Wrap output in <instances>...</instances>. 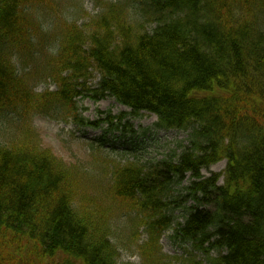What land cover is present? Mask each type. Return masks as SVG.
I'll use <instances>...</instances> for the list:
<instances>
[{"label":"trees","instance_id":"obj_1","mask_svg":"<svg viewBox=\"0 0 264 264\" xmlns=\"http://www.w3.org/2000/svg\"><path fill=\"white\" fill-rule=\"evenodd\" d=\"M96 1L101 12H85L82 26L61 22L58 50L44 65L57 90L39 94L15 60L35 59L45 0H0V120L62 111L80 127L102 129L96 140L103 149L109 135L130 144L145 138L154 130L135 131L130 120L156 115L157 130L189 134L182 152L157 164L106 165L107 200L141 216L146 263L171 229L193 248L184 264H205L199 253L207 264H264V0ZM106 97L130 112L79 116V99ZM1 130L0 260L15 248L42 262L120 264L105 199L81 197L83 171L43 149L31 128L9 142ZM222 160L223 186L221 175H203ZM188 174L195 205L173 226L174 188Z\"/></svg>","mask_w":264,"mask_h":264},{"label":"rangeland","instance_id":"obj_2","mask_svg":"<svg viewBox=\"0 0 264 264\" xmlns=\"http://www.w3.org/2000/svg\"><path fill=\"white\" fill-rule=\"evenodd\" d=\"M103 1L123 2L126 0ZM45 3L39 10L42 26L41 34L36 38L40 44L34 49V51H38L37 58L34 62L24 60L16 63L18 73L28 75L35 92L39 94L48 90H57L52 80L44 77V65L48 64L51 56L56 53L61 22L77 21L78 26H82L88 20L85 18V12L96 15L102 9V5L96 0H45ZM30 75H34L33 78ZM98 81L99 76L97 72H94L89 85L94 89L97 87ZM109 112L112 115H120L130 112V109L110 97L98 102L91 98L78 100V114L86 120L95 121L104 118V115ZM11 116L13 115L11 114ZM68 116L59 111L51 114H39L20 122L10 119L12 122L8 123L1 119L2 141H13L31 128L36 132L35 136L43 149L51 150L76 174L78 169L82 170L81 177L84 175V184L81 185V197L95 195L105 199L100 202V206L104 207L106 216L111 220L110 235L113 244L118 249L120 264H149L146 263L140 248V245L148 240L145 227L140 222L141 216L118 199L107 200L112 181L106 165L111 160L122 164L128 160L140 161L141 164H157L168 160L180 154L182 146L188 145L189 134L179 130H157L155 127L158 122L157 116L144 112L141 117L130 120V124L135 131L150 129L154 132L151 131L145 138L137 139L134 144H130L128 140L116 142L113 136L109 135L107 137L109 142L103 149H100L96 139L102 135V132L92 128H82L73 121L71 116ZM226 167L227 160H222L213 165L210 170H204L203 175L206 177L212 174L221 175L219 185L223 186ZM92 172L96 177L88 175ZM191 181L190 175H187L182 184L174 188V196H180L177 205L172 206L175 220L179 223L185 221L184 208L195 205L194 200L187 196L186 189ZM172 234L171 229L164 232L151 264L156 262L159 264L162 261L161 264H184V260L191 256L192 246L190 244L182 245L171 237ZM1 246H3V242L0 239ZM212 254L215 255V252ZM198 256L207 264L204 254L199 253ZM32 262H36L35 264H60V259L57 257L54 260L42 262L40 259H35L30 252L21 254L15 248H11L0 260L1 264H31Z\"/></svg>","mask_w":264,"mask_h":264},{"label":"bare ground","instance_id":"obj_3","mask_svg":"<svg viewBox=\"0 0 264 264\" xmlns=\"http://www.w3.org/2000/svg\"><path fill=\"white\" fill-rule=\"evenodd\" d=\"M173 219H174V224H173V226H175V225H176V220H175V216H174V214H173Z\"/></svg>","mask_w":264,"mask_h":264}]
</instances>
